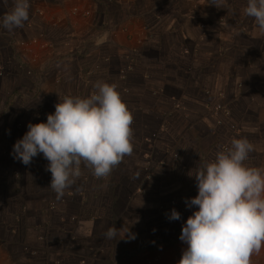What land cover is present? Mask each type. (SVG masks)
<instances>
[{"label":"rangeland","instance_id":"obj_1","mask_svg":"<svg viewBox=\"0 0 264 264\" xmlns=\"http://www.w3.org/2000/svg\"><path fill=\"white\" fill-rule=\"evenodd\" d=\"M32 1L29 0V19L36 14L34 11L38 7L34 6ZM154 1L156 2L116 0L113 6L114 12L111 15V22L117 23L130 19L131 16L128 14L130 12L138 15L151 9V14L158 10L161 19L158 27L153 26L149 29L154 40L145 47L148 58L144 63L150 64L152 60L155 64L157 61L161 62L162 72H158H164L162 78L165 82L168 81L166 89L163 90L165 105H159L147 115L146 109L143 108L144 113H138L131 125L132 134L137 137L142 135V138L144 135L149 137V142L146 140L142 142L141 137L138 139L134 137L132 142L136 159L140 156V152L147 154L141 163L142 177L137 179L134 177L135 180L130 185L132 187L130 194L126 191L129 198L126 201H118L111 208V203L108 204L110 191L108 192L106 187L101 189L103 183L112 180L111 182L118 184V180L122 182L121 177L126 174L121 171H111L107 177L96 178L87 170L85 178L92 177L93 181L90 179L83 186L80 182L81 178H77V182L70 186V190L73 191L71 194L73 196L79 192L82 196L84 193L90 194L89 198L84 196L85 207L90 208V216H93L94 211L104 209L105 211H101L100 214L101 217H105V221L101 220V223H98L89 235L80 237L75 230L87 212L83 213L81 219L80 215L76 214L77 205L74 200L73 202H50L48 209L51 207V210L48 211L53 212L52 217H65L64 225L57 224L55 218L47 220L44 225L40 222L41 224L35 230L38 231V235L35 245L32 246L34 249H30V244H25V241L18 240L9 252L10 260L4 257L2 260L1 256V264H118L119 259L130 255L133 248L135 249L132 256H139L144 251L145 253L149 250L157 251L158 247L177 250L175 247L181 244L179 236L182 224L192 215L195 208V206L185 207V201L197 194L194 174L200 169L199 162L201 166L204 164L202 162L208 153L206 150L211 148L208 146H211L209 144L212 139L216 138L214 150L218 152L223 147L228 150L233 139L246 138L250 143L256 142L259 146L249 153L248 159L251 157L255 162H264V33L258 29L253 17L244 14L247 0H226L224 8H218L213 4V7L208 10L206 2L210 0H159L160 4H157V0ZM74 8H78L75 13ZM71 12L74 15L87 16L77 4L72 6ZM194 22L198 23V27L199 23L202 25L200 27L202 34L191 31L190 26ZM128 30L123 26L114 32H121L123 38L126 37L124 39L126 43L122 47L126 46L130 53L128 60L117 58L113 61V69L125 73V76L133 67L137 69L135 71L138 74L143 73L145 69H142L139 64L140 59L144 58L140 53L141 47L129 42ZM206 30L208 35H205ZM209 38H211L210 42ZM87 46L88 44L85 48ZM205 51L211 52V56L213 54L212 61L208 60L209 57L207 60L202 58L201 54ZM82 53L84 56H90L88 49ZM104 57L106 58V55H101V58L84 57L87 61L79 67L87 73L86 77H94L102 72ZM0 68V75H2L5 72L3 63ZM233 68L239 70L242 80H233L235 75L233 76L229 71ZM218 70L225 72L219 76L211 74V71ZM136 80L137 78H133L131 82L134 83ZM213 81L216 83L212 85ZM4 84L6 88L10 82ZM182 95H186L188 99H183ZM239 96H241L240 99ZM250 97L253 98V102L247 103ZM192 99L201 100L204 104L186 105L187 101L191 102ZM219 102H222L230 112L222 124H217V119L213 116V108ZM32 104L37 106L39 102L32 101ZM168 106L171 110V113H167L169 126L164 123L157 129L153 126L147 133L142 131L140 125L149 123L148 127H150L153 123L156 124L157 120L155 118L150 120L149 116H155V113ZM32 111L37 110L32 109ZM32 111L30 115L35 114ZM203 113L209 116L204 122L205 126L203 121H200L199 125L195 124L191 117ZM183 128L188 131V135L177 142L175 140L177 129L181 132ZM153 134H156L155 137H152ZM195 134H203V136L198 137ZM256 134H259L260 140L255 137ZM194 136L202 138V143L197 145L200 146L197 147L198 150H196ZM159 149L163 154H160ZM222 151L225 150L222 149ZM174 153L177 154V158H173ZM210 156L212 154L206 157L210 158ZM34 158L43 159L42 161H45L47 165L49 163L42 154ZM120 164V167H123L124 162ZM178 166H183L184 171H180ZM33 179L35 183H40L39 177L35 176ZM97 190L100 192L94 195ZM105 202L106 204H103ZM173 209L180 213L179 220H170L169 216L167 217V213L170 214ZM113 227L117 229L118 237L122 238L114 241L105 236V233ZM135 232H140V236L137 237ZM154 236L158 237L157 241L153 240ZM133 242L137 244L135 247L132 246ZM172 257L169 258L170 261Z\"/></svg>","mask_w":264,"mask_h":264},{"label":"crops","instance_id":"obj_2","mask_svg":"<svg viewBox=\"0 0 264 264\" xmlns=\"http://www.w3.org/2000/svg\"><path fill=\"white\" fill-rule=\"evenodd\" d=\"M115 1L33 0L34 6H38L39 8L36 7V11L33 10L36 14L32 15V18L26 21L23 27L14 28L11 31L0 28V65L3 63L5 70L0 75V101L2 100L0 103V257L2 256V260L4 258L10 260L9 252L18 240L25 241V244H30V249H34L32 246L35 245L36 236L38 235V231L35 230L41 223L44 225L47 220L55 218L57 219V224L64 225L65 217H52L51 213L53 212L48 211L51 208L48 209L50 202H73L74 200L77 205L76 214H79L81 219L83 213L86 214L87 212L84 215V219L79 221L75 230L80 237L89 235L94 231L95 226L101 223V220L105 221V217H101L100 214L104 209H99L97 212L94 211L93 216H90V208L87 209L85 207L86 201H84V196L89 198L90 194L88 193H84L83 196L81 192L75 193V196H77L75 197L71 194L73 191L69 187L65 190L63 197L58 200L56 193L49 186L51 173L47 170V163L42 161L43 159L38 160L37 158H33L29 165H24L19 160L13 158V144L26 132L28 123L46 121L47 114L54 112L55 104L58 103L59 99L62 100L66 96L82 98L90 96L91 92L96 90L94 85L97 81L107 82L116 86V90L122 96V101L132 114L133 123L138 113H144L143 108L146 109L147 115L152 113L153 109H156L159 105H165L163 90L166 89L168 81L165 82L164 78H162L164 72L161 73L162 70H160L161 62L157 61V64H155L154 60H152L150 64L145 65L144 63L148 58L145 47L149 46V43H152V40H154L149 29L153 28V26H159L158 23L161 21L160 14L158 10L155 11L156 14L154 12L151 14V9L138 15L134 13L133 15L130 12L128 13L131 16L130 19L114 23V21L111 22V15L114 12L113 6L116 3ZM153 2L156 1L153 0ZM160 2L157 0V4H160ZM74 4H77L84 14L86 11L90 13L87 16L74 15L71 12ZM206 5L208 7L207 10L213 7L210 1L206 2ZM13 7L14 0H0V18L10 12ZM199 25L198 27L197 22L192 23V27L190 26L191 31H196L195 34H202V31H200L202 25L200 23ZM123 26L129 29V42L134 43V45H140V53L144 58L140 59L139 64L142 69L145 68L143 73L138 74L135 71L137 69L133 67L127 71L124 78L121 77L118 69H113L114 60L117 58L128 60L130 56L128 55L130 53L126 49V46L122 47L126 43L124 41L126 37L123 38L124 36L121 32L114 33ZM198 29L199 32H197ZM208 34L206 30L205 35ZM210 39H208L209 42L211 41ZM86 44H88L87 48H85ZM86 49H88L90 56H84V53H82L86 52ZM100 54L106 55V58L104 57L102 61V72L94 77H86L87 73L79 67L83 63H86L87 60L84 57L97 56L101 58ZM210 54L211 52L205 51L202 52L201 56L205 60L209 57L208 60L212 61L213 54L212 56ZM28 70L31 71V74H26ZM218 71H211V74L219 76L225 72L222 70ZM229 71L233 76L235 75L234 81L242 80L239 70L237 71L236 68H233ZM133 78H137L134 83L131 82ZM216 81H213L211 84L213 85ZM8 82L10 84L5 88L4 83ZM223 86L225 87L224 83ZM233 96L235 97L234 94ZM182 97L183 99H188L186 95H182ZM240 98L241 96H239ZM248 99V101L246 100L247 103L249 101L253 102V98L250 97ZM32 101L39 102V104L36 106L32 104ZM187 104L199 106L198 104H204V102L192 99L191 102L187 101ZM169 108L170 106L167 108L163 107L160 112L155 113V116H149V119L155 118L157 120L156 124L153 123L150 127H148L149 123L143 124V126L140 125L142 131L147 133L153 126H156L157 129V127L159 128L164 123L169 126L167 122L169 117L167 113H171ZM32 109L37 111H32ZM31 111L35 112V114H32L33 116L30 115ZM191 118L195 124L199 125L200 121H203L204 125L205 120L209 116L203 113L197 116L194 115ZM187 132L184 128L181 132L180 129H177L175 140L177 142L182 141L188 135ZM195 135L198 137L203 136V134H199L200 136L198 134ZM258 136L259 134H256L255 137L260 140ZM134 137L139 138L132 134L131 142L135 139ZM148 138L147 135H144L143 138L141 137V141L145 142L146 140L147 142ZM194 138L196 140V150H198L200 146L197 145L198 143H202V138L200 139L195 136ZM215 140L216 138L210 142L211 144L209 145L211 146H208L211 147L210 150H206V147L205 150L208 153L204 154L205 160L202 164L212 161L216 153H218L217 150H214L217 142ZM251 144L254 149L259 146L256 142ZM160 151L162 150L159 149ZM139 154L140 156L136 159L135 151L133 150L131 155L123 158V167H120L121 164H119V168L115 166L112 169V171H121L126 174L125 178H123V184L118 180L119 183L115 189L116 192H121L119 193V202L126 201L129 198L127 197L128 195L122 192L125 190V187L130 186L133 180H135L132 177H136V179L142 177L141 163H143L142 160L147 154L145 152H140ZM160 154L163 153L160 152ZM210 154L212 156L208 158ZM199 164L200 168L201 163L199 162ZM245 164L264 170V162H255L251 157L245 161ZM80 169L81 176L79 179L81 178L80 182L83 186L86 181H90V179L93 181L92 177L85 178V175H87L85 172H92L91 168L82 163ZM35 176L39 177V184L35 183L33 179ZM116 176L117 180L118 174ZM111 181L104 182L101 189L103 190L104 187L108 188V184L112 183ZM75 182H77V179ZM98 191H95L94 195L100 192ZM103 204H106V202ZM155 204L158 205L156 202ZM69 230H73V228H69ZM135 233L137 234V232ZM21 235L23 237H20ZM133 243L132 246L134 245L135 247L137 244ZM183 244L184 242L182 241L181 244H177V247H175L177 250L158 247L159 250L157 249V251L151 250V252L149 250L146 253L144 251L139 256H132L133 249H135L133 248L130 251V255L127 257L125 255L119 259L118 264H177L183 249L186 247V244ZM171 256H173V259L170 261L169 258ZM152 260L154 261L151 262ZM250 264H264V247L261 248L259 253H253L250 258Z\"/></svg>","mask_w":264,"mask_h":264},{"label":"clouds","instance_id":"obj_3","mask_svg":"<svg viewBox=\"0 0 264 264\" xmlns=\"http://www.w3.org/2000/svg\"><path fill=\"white\" fill-rule=\"evenodd\" d=\"M210 2L224 8L226 0ZM29 7V0H14L0 28L23 27ZM243 11L264 33V0H247ZM94 87L88 97L59 99L46 121L28 123L12 147L13 158L24 165L38 154L49 161V186L58 200L81 176L82 163L104 178L133 152V117L116 86L97 81ZM253 150L246 138L233 139L227 151L194 174L197 194L185 203L195 208L181 227L179 239L186 247L177 264H250L253 253L264 247V170L245 164ZM168 218L179 220L180 213L173 209ZM105 236L122 238L115 227Z\"/></svg>","mask_w":264,"mask_h":264},{"label":"built area","instance_id":"obj_4","mask_svg":"<svg viewBox=\"0 0 264 264\" xmlns=\"http://www.w3.org/2000/svg\"><path fill=\"white\" fill-rule=\"evenodd\" d=\"M77 9L78 8H74L73 9V11H74V13L77 11ZM89 12L88 11H86L85 12V14H88ZM26 74H31V71H27L26 72ZM120 74H121V77L122 78H124L125 77V73H123V72H120ZM175 108H178L179 109V107H175ZM229 110L224 106V104L221 102H219V103H217L216 105H215V107L213 108V116H215L216 117V119H217V124H222V122H223V120H224V118H228V116H229ZM155 135L156 134H153L152 135V137H155ZM147 141H149V139H147ZM222 149H224L225 151L227 150V148L226 147H223ZM178 156H177V154H173V158H177ZM178 167H180V171H184V168H183V166H178Z\"/></svg>","mask_w":264,"mask_h":264},{"label":"trees","instance_id":"obj_5","mask_svg":"<svg viewBox=\"0 0 264 264\" xmlns=\"http://www.w3.org/2000/svg\"><path fill=\"white\" fill-rule=\"evenodd\" d=\"M220 149V148H219ZM221 151H222V149H221ZM123 178H125V175L124 176H122V179ZM132 178H134V177H132ZM122 182H120L121 184H123V180H121ZM129 182V181H128ZM133 183V182H132ZM140 183V182H139ZM117 185L118 184H116V182L115 183H109L108 184V190L110 189V202L108 203V204H110V207L112 208L114 205H116V203H117V201H118V199H119V193H121V192H116L115 191V188L117 187ZM139 188V187H138ZM131 190H132V187L131 186H127V187H125V190H124V193L123 194H125L126 195V191H127V193H129L130 194V192H131ZM159 206V205H158ZM185 207H186V205H184ZM110 210V209H109ZM111 212H112V210H111ZM160 215V214H159ZM169 216V213H167V217ZM176 230V229H175ZM177 231V230H176ZM152 232H154V231H152ZM137 237H139L140 236V232H137ZM158 236V235H157ZM157 236H154V238H153V240L154 241H157Z\"/></svg>","mask_w":264,"mask_h":264}]
</instances>
